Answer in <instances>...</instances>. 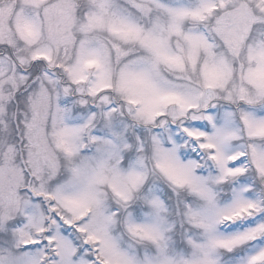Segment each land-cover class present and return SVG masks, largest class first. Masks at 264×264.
<instances>
[{"label": "snow or ice", "instance_id": "6c2138e0", "mask_svg": "<svg viewBox=\"0 0 264 264\" xmlns=\"http://www.w3.org/2000/svg\"><path fill=\"white\" fill-rule=\"evenodd\" d=\"M0 264H264V0H0Z\"/></svg>", "mask_w": 264, "mask_h": 264}]
</instances>
